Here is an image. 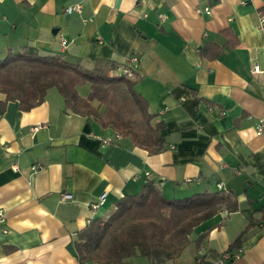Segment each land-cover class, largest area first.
Returning <instances> with one entry per match:
<instances>
[{
	"label": "crops",
	"instance_id": "1",
	"mask_svg": "<svg viewBox=\"0 0 264 264\" xmlns=\"http://www.w3.org/2000/svg\"><path fill=\"white\" fill-rule=\"evenodd\" d=\"M78 2L80 12L66 10ZM207 5L210 12L196 11ZM260 12L264 0H0L1 56L27 43L87 69L106 60L118 72L135 55V89L149 100L154 121H163L165 141L154 153L126 137L103 143L111 130L65 111L55 87L27 110L6 100L0 264H80L76 232L148 182L166 197L213 192L220 182L238 208L196 225L175 261L137 254L125 264H264V132H256L264 118ZM226 29L234 45L224 44ZM212 42L224 45L216 57H205L199 48ZM255 65L262 71L253 72ZM103 191L104 202L91 210ZM63 192L72 198L60 200ZM225 253L238 256L223 260Z\"/></svg>",
	"mask_w": 264,
	"mask_h": 264
},
{
	"label": "trees",
	"instance_id": "2",
	"mask_svg": "<svg viewBox=\"0 0 264 264\" xmlns=\"http://www.w3.org/2000/svg\"><path fill=\"white\" fill-rule=\"evenodd\" d=\"M225 32L224 44L234 45V32ZM224 44L205 43L199 51L214 58ZM124 67L132 73H124ZM114 68L112 63L98 60L87 69L63 54H43L23 44L20 50L0 56V92L5 94L0 111L10 99L17 100L21 109H30L55 87L65 111L84 115L148 152L162 150L165 141L159 131L163 121H154L149 100L135 89L134 67L126 62L120 71H112ZM84 84L89 85L85 95L79 92ZM223 190L217 187L213 192L166 197L148 182L139 191L118 198L107 217H94L76 232L77 259L80 264H125L141 254L153 262L175 261L190 243L196 225L219 211L238 208L236 196Z\"/></svg>",
	"mask_w": 264,
	"mask_h": 264
},
{
	"label": "built area",
	"instance_id": "3",
	"mask_svg": "<svg viewBox=\"0 0 264 264\" xmlns=\"http://www.w3.org/2000/svg\"><path fill=\"white\" fill-rule=\"evenodd\" d=\"M82 9V5L81 3H75L73 5H69L67 6L66 10L68 12H71L72 10H75V11H78L80 12ZM201 10H204L205 12H210V7L207 5V6H204L202 9L201 8H197L196 11L197 12H200ZM258 26L261 28V29H264V12H260L259 16H258ZM59 42L62 46H66L67 45V38L64 37L62 34L59 35ZM128 64L129 65H132L134 66L135 63L137 62V57L135 55H131L128 57V60H127ZM253 72H261L262 70L257 66L255 65L252 69ZM123 72L126 73V74H131V69L129 67H124L123 68ZM39 127V125H35V126H32L31 129H37ZM256 132L258 134H261L262 132H264V118H260L257 122V125H256ZM121 137L120 134L118 133H113V134H110V135H107L105 137H101V141L103 143H109V142H113L117 139H119ZM39 166L37 164H33L32 165V170H36ZM218 188H222V183H217L216 184ZM105 197H106V192L103 191L99 194L98 196V200L92 204H90V208L91 210H95L98 205L102 204L105 200ZM72 198V195L70 193H67V192H63L61 195H60V200H67V199H71ZM3 221V214L2 212L0 211V222ZM238 254H234V255H229L227 253H225L223 255V260H226V259H229V258H232V257H237ZM223 260L221 259L219 261V263L223 262Z\"/></svg>",
	"mask_w": 264,
	"mask_h": 264
},
{
	"label": "rangeland",
	"instance_id": "4",
	"mask_svg": "<svg viewBox=\"0 0 264 264\" xmlns=\"http://www.w3.org/2000/svg\"><path fill=\"white\" fill-rule=\"evenodd\" d=\"M1 55L2 54H0V56ZM88 90H89V85L88 84H84V85H82V86L79 87V92L81 94H83V95L87 94Z\"/></svg>",
	"mask_w": 264,
	"mask_h": 264
},
{
	"label": "water",
	"instance_id": "5",
	"mask_svg": "<svg viewBox=\"0 0 264 264\" xmlns=\"http://www.w3.org/2000/svg\"><path fill=\"white\" fill-rule=\"evenodd\" d=\"M53 32H56V29H54Z\"/></svg>",
	"mask_w": 264,
	"mask_h": 264
}]
</instances>
